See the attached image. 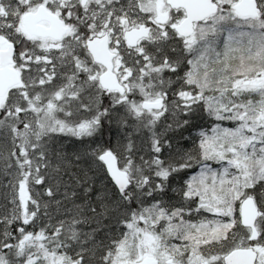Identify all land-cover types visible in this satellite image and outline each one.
<instances>
[{
  "label": "snow or ice",
  "instance_id": "6c2138e0",
  "mask_svg": "<svg viewBox=\"0 0 264 264\" xmlns=\"http://www.w3.org/2000/svg\"><path fill=\"white\" fill-rule=\"evenodd\" d=\"M0 264H264V0H0Z\"/></svg>",
  "mask_w": 264,
  "mask_h": 264
}]
</instances>
